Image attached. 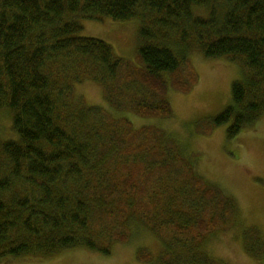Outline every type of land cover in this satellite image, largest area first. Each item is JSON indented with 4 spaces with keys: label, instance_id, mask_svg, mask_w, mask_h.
<instances>
[{
    "label": "trees",
    "instance_id": "trees-1",
    "mask_svg": "<svg viewBox=\"0 0 264 264\" xmlns=\"http://www.w3.org/2000/svg\"><path fill=\"white\" fill-rule=\"evenodd\" d=\"M105 18L140 20L136 64L81 36L82 21ZM190 47L244 65L231 105L205 134L229 124L232 139L264 118V0H0V111H11L18 136L0 142V261L78 249L108 255L127 243L126 225L137 214L164 243L158 264H214L198 244L224 225L222 213L205 210L193 225L156 199L158 187L175 188L156 178L177 166L178 148L161 144L160 129L135 130L114 116L171 117L168 88L187 94L199 80ZM85 81L102 87L113 112L73 101ZM186 166L187 181L231 215L233 200ZM257 235L246 233L251 245ZM138 259L153 263L145 250Z\"/></svg>",
    "mask_w": 264,
    "mask_h": 264
},
{
    "label": "rangeland",
    "instance_id": "rangeland-1",
    "mask_svg": "<svg viewBox=\"0 0 264 264\" xmlns=\"http://www.w3.org/2000/svg\"><path fill=\"white\" fill-rule=\"evenodd\" d=\"M200 14L206 15L205 10L201 9ZM81 23V36L107 42L117 56L136 64L140 46L139 19L114 21L105 18ZM187 56L199 80L187 94L168 88L167 98L173 110L171 117L140 118L129 112H116L114 116L117 119L125 117L135 130L143 126L156 127L165 134L160 138L161 144L171 141L178 148V154L171 150L175 154V162H172L177 166L170 171L160 172L161 177L156 178L158 185L165 181L175 188L170 191L166 185L158 187L157 198L154 194L152 200L156 198L171 210L180 211L182 218L193 225L197 215L205 210L212 209L211 213L215 212L217 216L222 213L218 217L224 225L202 237L198 244L202 251L207 250L206 254L214 264H264V118L232 139L227 135L229 124L205 134V130L212 126L213 118L231 105L232 87L243 78L244 65L225 57L207 58L199 49L192 47ZM73 98L78 104L114 111L105 101L102 87L91 81L76 84ZM17 137L13 114L7 108L1 110L0 142ZM163 164L160 161L156 163L157 166ZM186 164L193 169L196 179L202 181L203 186L216 188L233 200L235 209L231 215L219 210L217 199H208L206 190L199 187L196 180L187 181ZM167 220L172 222L171 216ZM176 221L181 223L182 220ZM126 226L129 233L127 243L115 244L108 255L78 249L50 259L9 258L1 260L0 264H148L138 259L140 250L149 252L153 257L152 264H158L157 259L164 251L160 238L137 214L130 217ZM251 229L258 230L256 239L252 238L253 246L246 237ZM246 241L256 257L248 253Z\"/></svg>",
    "mask_w": 264,
    "mask_h": 264
}]
</instances>
